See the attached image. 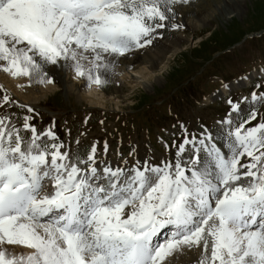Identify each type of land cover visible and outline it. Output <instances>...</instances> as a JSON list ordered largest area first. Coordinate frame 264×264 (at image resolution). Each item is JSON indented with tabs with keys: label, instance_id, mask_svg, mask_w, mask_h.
Segmentation results:
<instances>
[{
	"label": "snow or ice",
	"instance_id": "snow-or-ice-1",
	"mask_svg": "<svg viewBox=\"0 0 264 264\" xmlns=\"http://www.w3.org/2000/svg\"><path fill=\"white\" fill-rule=\"evenodd\" d=\"M188 3L0 0V72L27 78L17 87L43 85L52 66L103 87L119 57L152 44ZM0 93V105L15 103L2 85ZM227 104L215 134L204 125L199 138L185 133L175 163L131 168L98 167L95 143L80 155L30 116L27 138L0 116V264H167L195 248L197 264H264V91Z\"/></svg>",
	"mask_w": 264,
	"mask_h": 264
},
{
	"label": "rangeland",
	"instance_id": "rangeland-1",
	"mask_svg": "<svg viewBox=\"0 0 264 264\" xmlns=\"http://www.w3.org/2000/svg\"><path fill=\"white\" fill-rule=\"evenodd\" d=\"M243 1L245 6L240 18L232 16L223 22L212 14L206 17L203 26L186 31L183 46L176 48L174 54L166 55L157 72L144 65H140L136 72L128 70L127 81H121L122 92L113 93V82L109 79L100 88L95 85L80 88L84 98L77 101L75 95L64 96L54 85L38 86L35 83L29 89L44 88V92L47 88L51 92L37 104L22 107L20 101L7 91L15 103L0 105V116L9 114L25 138L29 134L22 129L23 117L30 116V123L38 131L51 128L56 143H62L66 149L78 151L80 155H86L95 143L98 167L101 162L131 168L137 161L147 160L149 164L157 165L172 159L169 152L177 149L175 147L183 141L185 133L189 139L192 136L199 138L201 125L217 132L219 125L216 121L228 115L229 97L236 101L242 97L250 98L252 91L257 94L264 91V0ZM219 5L224 11H233L229 0H221ZM202 27L205 28L200 31ZM212 30L215 31L210 37ZM194 33L199 34L198 37H194ZM242 36L245 39L241 40ZM202 40L204 42L198 45ZM214 51L218 53L206 62ZM245 75L252 77L239 88L242 89L240 92L227 95L228 98L221 102H218L221 98H212L225 85L230 86ZM158 78L162 83L159 86L154 83ZM15 82L27 85L24 77ZM144 82L155 88L144 89L141 86ZM245 89L247 94L243 96ZM118 95L121 98H114ZM138 98L141 99L139 104ZM29 107L33 109L31 113L27 111ZM257 110L264 114V106L258 105Z\"/></svg>",
	"mask_w": 264,
	"mask_h": 264
},
{
	"label": "bare ground",
	"instance_id": "bare-ground-1",
	"mask_svg": "<svg viewBox=\"0 0 264 264\" xmlns=\"http://www.w3.org/2000/svg\"><path fill=\"white\" fill-rule=\"evenodd\" d=\"M220 1L221 0H189V3L187 5H177L175 8L176 14L174 21H165L167 27L164 29L157 30L159 34L154 37L152 44L145 46L144 48L133 49L129 53H126L124 56L119 57L117 59V64L114 69V74L109 78L113 82V89H114L113 93H118L122 90L121 81H127V78L129 76L128 70L132 72H136V69H138L140 65H144L148 70L157 72L158 65L162 62L163 58L168 54H174L176 52V48L183 46V42H184L183 34L188 30L194 31V29L199 25L203 26L207 21L206 17L208 15L211 16L212 14H216L219 17L220 21L223 22L224 21L226 22L227 20L231 19L232 16L233 17L236 16L237 18H240L242 16L243 7L245 6L243 0H229L231 8L233 9L232 12L222 10L219 5ZM171 22L181 24L183 25V27L178 29H172L170 27ZM204 28L205 27H202L200 31H203ZM212 33L213 32H211L210 34ZM194 35L196 34L194 33ZM159 59L161 61L158 63ZM48 72L49 75L53 77V83H51L50 85L56 86L64 96H68L70 94L75 95L77 101H80L81 99L84 98L79 91L80 88H87L86 86L87 82L84 79H76V81H74L75 79H73V74L70 71H64L62 69L58 70L57 68L52 66H49ZM15 81H19V78L13 79L8 75L4 74L3 72H0V85H2L10 94H12L13 97L17 98L20 101L21 105L24 107L37 104L47 93L51 92V90L47 88L46 90H44V92H42L44 88L38 90L29 89V87L35 85V83H32L31 86L17 87V85L19 84L21 85H25V84ZM154 83L157 84L158 86L162 84L160 78L156 79ZM44 85L45 84L43 85L39 84L38 86H44ZM241 85L245 86L242 80L235 81L233 82L232 85L224 87L221 91V96L223 94L226 93L227 94L223 95L222 99L228 98L227 95L231 96L233 94L240 92L242 89L233 93H231L230 91L231 89L235 90ZM141 86H143V88L146 90H153L154 87L153 84H149L145 82L142 83ZM246 94L247 91L243 96H245ZM114 98H121V95H118ZM235 115L233 114V116ZM245 115L246 114H241V116L243 117L242 119H247V115L246 116ZM215 133L216 130L213 131V134ZM52 142L53 141H51L50 143ZM216 143L222 144V139L216 138ZM187 147H191V146L189 145ZM176 151L177 149L171 150L169 152V155L172 156L173 160L169 159L165 161H170L172 163H175L174 158ZM185 158H187V154H185ZM243 159L244 158H242V160ZM161 162H159V164L157 165H160ZM142 163L143 162H141V164ZM111 167L116 168L115 166H111ZM120 168H125V167H120ZM11 250L13 251L14 254L15 253L27 254L29 251H31L30 249L21 248V247H13ZM187 251L189 250H183L181 252L174 253L171 257L168 258L167 264H197V261L200 259L201 250L199 248H195L193 250H190V252ZM193 254L196 255L192 257Z\"/></svg>",
	"mask_w": 264,
	"mask_h": 264
}]
</instances>
